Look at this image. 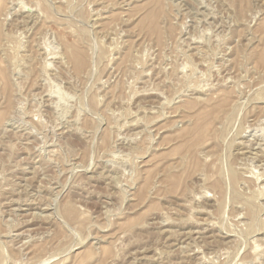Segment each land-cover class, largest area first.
<instances>
[{
  "label": "rangeland",
  "instance_id": "obj_1",
  "mask_svg": "<svg viewBox=\"0 0 264 264\" xmlns=\"http://www.w3.org/2000/svg\"><path fill=\"white\" fill-rule=\"evenodd\" d=\"M263 253L264 0H0V264Z\"/></svg>",
  "mask_w": 264,
  "mask_h": 264
},
{
  "label": "bare ground",
  "instance_id": "obj_2",
  "mask_svg": "<svg viewBox=\"0 0 264 264\" xmlns=\"http://www.w3.org/2000/svg\"><path fill=\"white\" fill-rule=\"evenodd\" d=\"M25 12H26V10H25ZM32 19V18H31ZM30 19V20H31ZM28 20V19H27ZM36 23V22H35ZM34 23V24H35ZM29 24V23H28ZM23 26V25H22ZM93 26V25H92ZM31 31V30H30ZM68 50H71L70 48L68 49ZM72 53H75V52H71V54ZM77 54V53H76ZM70 56V55H69ZM74 56V55H73ZM77 58H76V61L78 62V64L81 66H83V63H84V61H83V57H81L80 55L78 56V55H75ZM71 57V56H70ZM244 137H245V135H244ZM251 138V137H250ZM248 139V138H247ZM252 139V138H251ZM260 140V139H259ZM258 142V141H257ZM245 144V143H244ZM248 144V143H247ZM253 144V143H252ZM257 144H260V143H257ZM250 146V145H249ZM252 157H253V155H252ZM251 161H253V160H251ZM41 209V208H40ZM45 209V208H44ZM43 211V210H42ZM198 213H200V212H198ZM200 230V229H199ZM162 232V231H161ZM197 233H199V232H197ZM168 235V234H167ZM13 238V237H12ZM201 238V237H200ZM199 240V239H198ZM253 240V239H252ZM256 240V239H255ZM180 242V241H179ZM184 242V241H183ZM254 242V241H253ZM197 244V243H196ZM259 244V243H258ZM256 247V246H255ZM254 248V247H253ZM257 252V251H256ZM259 254V253H258ZM264 254V253H263ZM254 256V255H253ZM255 257V256H254ZM260 257V256H259ZM262 257H264V256H262ZM257 259V258H256ZM257 261V260H256Z\"/></svg>",
  "mask_w": 264,
  "mask_h": 264
}]
</instances>
